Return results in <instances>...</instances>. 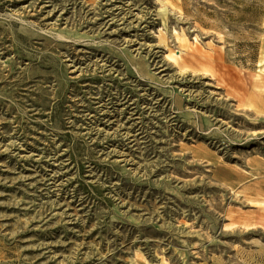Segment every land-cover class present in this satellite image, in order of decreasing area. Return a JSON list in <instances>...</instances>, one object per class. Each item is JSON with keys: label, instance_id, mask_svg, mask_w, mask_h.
Masks as SVG:
<instances>
[{"label": "rangeland", "instance_id": "obj_1", "mask_svg": "<svg viewBox=\"0 0 264 264\" xmlns=\"http://www.w3.org/2000/svg\"><path fill=\"white\" fill-rule=\"evenodd\" d=\"M163 261L264 264V0H0V264Z\"/></svg>", "mask_w": 264, "mask_h": 264}, {"label": "bare ground", "instance_id": "obj_2", "mask_svg": "<svg viewBox=\"0 0 264 264\" xmlns=\"http://www.w3.org/2000/svg\"><path fill=\"white\" fill-rule=\"evenodd\" d=\"M168 59L172 60V61H177L178 59L174 57V55H169ZM161 264H168L167 262H162Z\"/></svg>", "mask_w": 264, "mask_h": 264}]
</instances>
